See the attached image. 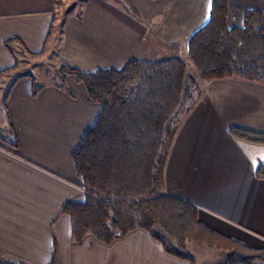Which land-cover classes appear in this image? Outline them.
Here are the masks:
<instances>
[{
    "label": "crops",
    "instance_id": "1",
    "mask_svg": "<svg viewBox=\"0 0 264 264\" xmlns=\"http://www.w3.org/2000/svg\"><path fill=\"white\" fill-rule=\"evenodd\" d=\"M64 1L0 0V88L8 85L9 130L0 137L18 143L15 149L0 140V255L28 264H51L54 253L55 264H189L139 228L111 244L92 234L74 242L71 219L61 212L67 202L85 201L72 152L101 106L77 77L67 76L66 91L60 78L38 83L20 61L56 46L58 66L85 73L119 69L130 58L191 63L188 41L208 22L212 0H85L59 17ZM228 7V26L241 27L244 12L264 10V0H228ZM201 87L172 142L163 192L195 205L208 228L261 249L264 178L256 168L264 164V144L239 140L229 129L264 133V85L227 78Z\"/></svg>",
    "mask_w": 264,
    "mask_h": 264
},
{
    "label": "trees",
    "instance_id": "2",
    "mask_svg": "<svg viewBox=\"0 0 264 264\" xmlns=\"http://www.w3.org/2000/svg\"><path fill=\"white\" fill-rule=\"evenodd\" d=\"M210 8L208 22L188 41V59L195 73L180 58H130L122 68L92 73L59 65L62 89L68 91L66 78L73 75L101 106L93 126L72 152L85 201L67 202L61 212L71 219L74 242L92 234L111 244L139 228L167 254L189 264H195L194 258L183 253L190 242L225 251L226 264L264 262V247L253 248L208 228L195 205L163 192L172 142L184 117L203 96L199 82L241 78L264 85V10L248 9L241 27H229L228 0H212ZM39 89L34 86L33 94ZM229 130L239 140L264 144L262 132ZM0 140L17 148L15 137ZM256 176L264 178V164L256 168ZM51 262L55 264V253ZM0 264L28 263L0 255Z\"/></svg>",
    "mask_w": 264,
    "mask_h": 264
},
{
    "label": "rangeland",
    "instance_id": "3",
    "mask_svg": "<svg viewBox=\"0 0 264 264\" xmlns=\"http://www.w3.org/2000/svg\"><path fill=\"white\" fill-rule=\"evenodd\" d=\"M84 1L85 0H65L64 4L60 6V9L58 10L59 17H64V14L68 11L76 12L77 10H79L80 6H82ZM129 7L132 12H136L134 6L129 5ZM45 54L46 55L42 57L36 58L28 55L21 56L20 70L30 74H34L36 76V79L38 80V83H54L57 79H59V66L56 58V46H54L53 50ZM184 62L187 65L188 70L195 73L192 64L188 62V60H185ZM18 72L19 70L14 72L15 77L17 76ZM199 83L201 84L202 82ZM7 89L8 85L2 86L0 88V135H6L8 137V120L3 105V100L7 94ZM157 232H159V229H157ZM183 254L190 257L197 256V258L199 259V264H226V260L228 258V253H226L225 251L218 250L214 247H208L203 243L198 244L194 242H190L187 244V251H185Z\"/></svg>",
    "mask_w": 264,
    "mask_h": 264
}]
</instances>
